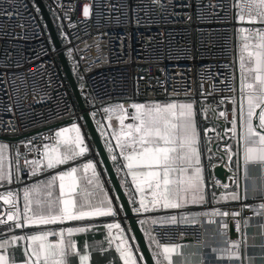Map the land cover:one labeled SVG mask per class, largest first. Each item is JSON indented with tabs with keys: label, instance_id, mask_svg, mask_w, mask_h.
I'll return each mask as SVG.
<instances>
[{
	"label": "built area",
	"instance_id": "1",
	"mask_svg": "<svg viewBox=\"0 0 264 264\" xmlns=\"http://www.w3.org/2000/svg\"><path fill=\"white\" fill-rule=\"evenodd\" d=\"M42 1L57 29L59 49L53 46L40 12L32 7V0H15L14 6H11L12 0H0V75L4 76L0 81V142L19 145L22 154L27 152L28 159L38 158L37 153L26 149L21 141L26 144L31 140L36 147H42L43 143L50 142L45 137L53 136L56 130L71 122H77L86 135L81 111L58 61L59 51L64 53L82 97L85 94L86 110L101 139L106 140L107 135L102 136L101 131L108 125V118L102 112L110 104L126 103L127 106L133 102L194 99L205 100L214 108L221 103V97H233L235 35L241 27H259L236 18L239 9L235 4L245 0ZM85 4L91 5L89 17L83 16ZM5 10L18 15L7 18ZM212 84L214 89H210ZM132 111L128 109L129 117ZM8 121L14 125V131H6ZM129 121L132 123L131 118ZM111 132L112 129H106V134ZM111 142L115 144L114 137ZM104 148L108 153L105 143ZM23 161L21 155V167ZM110 161L117 172L122 158L117 164ZM120 173L125 176L123 171ZM127 181L123 187L133 189L128 177ZM34 182L22 175L21 183L14 180L10 186L5 184L0 187V193L16 192ZM212 183L222 184L218 178ZM7 207L0 201V213ZM212 207L241 211L242 221L257 213L251 207L241 210L240 202L209 203L193 212L209 211ZM206 219L201 217L196 224H157L154 233L161 244L189 240L188 263L210 264L205 256ZM9 226L10 222L0 225V234L19 231L9 232ZM217 229L220 231L219 224ZM250 236L256 237V234ZM228 240L229 236L222 237L224 246Z\"/></svg>",
	"mask_w": 264,
	"mask_h": 264
},
{
	"label": "snow or ice",
	"instance_id": "2",
	"mask_svg": "<svg viewBox=\"0 0 264 264\" xmlns=\"http://www.w3.org/2000/svg\"><path fill=\"white\" fill-rule=\"evenodd\" d=\"M14 5L15 0H12L11 6ZM32 7L39 13L40 9L35 0H32ZM235 7L239 9L236 17L239 21L260 25L238 29L243 41L239 58V106L235 97H221L220 101L226 103L231 99L233 103L231 128L226 131L232 137H237V152L233 153L230 145L225 147L224 152L227 153L229 162L233 156L237 157L239 172L241 158L245 171L250 163H258L264 167V0H245L244 3H236ZM82 11L84 17H89L91 5L85 4ZM5 15L11 18L18 15V12L5 10ZM20 26L23 27V24ZM71 51L69 49V53ZM243 53H247V59ZM3 79L4 76L0 75V81ZM81 80L83 82V77ZM214 88V84L210 85V89ZM5 91L7 92V89ZM201 95L204 96L205 93L201 92ZM195 105L194 99H171L167 102H133L127 106L125 103L103 108L102 116H107L109 121L115 116L120 125L119 130L111 124L103 127L101 135H107L105 147L114 164L122 158V164L117 167L118 173L123 171L125 174L121 183L127 184V177L130 175L131 184L135 186L133 196L138 195V199L129 198L132 204L130 211L135 213L137 219H133L132 224H126L124 227L116 217L123 212V218L127 221L131 218L129 209L124 204L119 205V208L114 206L112 198L104 191L101 174L97 171V163L103 161L94 162L89 159L83 165L58 170L59 166L68 165L89 151L76 123L71 125L74 136L67 135L68 128H59L53 136L44 138L50 142L43 143L42 147H36L31 140L26 144L21 141V145L29 151L34 150L38 158L28 159L27 152L22 154L19 145L0 142V187L5 184L10 186L14 180L17 184L21 183L22 175L35 180L34 183L25 184L22 190V209L18 203L19 189L16 192L9 190L0 193V201L8 206L5 212L0 213V225H9L10 222L9 232L33 226L39 229L30 234L22 231L19 235L11 234L0 239V264H69L70 256L76 257L78 264H91L92 256L87 242L81 249L74 235L86 233L93 227L91 223L85 222L86 218L108 216L113 217V220L103 225L107 232L105 240L108 250L114 249L121 264H173L172 254L180 245L161 244L154 233V226L165 223L196 224L201 217H207L209 224L218 222L222 237L228 236L227 218L231 217L235 232L240 234L241 238L230 239L225 247L213 248L212 251L230 261L240 260L243 247L246 256L248 245L242 228L248 221H242L241 211H222L218 207L203 212L189 210V206L206 203L200 151L201 132L196 120ZM129 108L134 110L130 116L132 123L125 124V120L129 118ZM207 111L208 108L200 109L204 115ZM92 115L95 117V113ZM219 115L226 120L228 118L227 111H221ZM254 120H258V123H254ZM7 123L9 128H6V131H14L15 127L11 125V121ZM97 123L100 124L99 121ZM109 127H113V131L106 134ZM209 131L215 132V129H204L205 134ZM112 137L115 138L114 145L111 142ZM217 138H220V134H217ZM206 139L210 142V138L206 136ZM116 149H119V152ZM21 155L24 156L23 167L20 162ZM80 168L86 178L89 171L91 173L90 178H87L88 185L103 193V198L98 204L77 201L75 194ZM57 180L60 193L58 200L52 197V189ZM236 187V191L224 193L223 198L240 202L241 210L249 208L250 205L244 203L247 199V188L242 195L238 180ZM87 195L85 192L81 201H84ZM115 199L119 200L120 197ZM259 208L264 209V203H260ZM160 209L175 210L179 214H153ZM65 222H76V226H65ZM134 224L140 226L143 238L148 242L149 259H146L145 252L141 251V244L135 243L137 237L128 234L133 232ZM16 248H22V259L16 258ZM115 259L110 260L108 264H115ZM248 259L251 264L252 258Z\"/></svg>",
	"mask_w": 264,
	"mask_h": 264
},
{
	"label": "crops",
	"instance_id": "3",
	"mask_svg": "<svg viewBox=\"0 0 264 264\" xmlns=\"http://www.w3.org/2000/svg\"><path fill=\"white\" fill-rule=\"evenodd\" d=\"M260 27V25H259ZM240 33L237 32L235 35V44H234V51H235V92L234 96L237 101V106L240 103V71H239V58L242 54L241 46L243 41L240 39ZM245 58L247 59V53H243ZM186 101V100H182ZM230 107L228 108L226 105L227 103H220L219 105L211 108L207 101H196V109H197V124L198 128L201 132V144H200V151H201V162L203 164V175H204V184H205V194H206V203L204 205L199 206H189L190 211H194L198 208H201L209 203L214 205H221L226 203H237V201H232L230 199L226 200L223 198L224 193H231L237 190L236 183L237 180L239 181V189L241 194L243 195L244 189L247 188V199L244 203L250 205L251 208L255 209L257 212L255 216L250 217L247 219L248 223L245 227H243L242 232L244 237L247 240V250L245 256V250L241 249L242 252V259L240 260H229L227 257L221 258L219 253H213V248H223L225 247L222 241V237L220 235V231H218V222L217 223H208V219L204 221L205 226L208 228L207 236H206V258L210 262V264H249V259H251V264H264V209L259 208L260 203H264V167L259 165L258 163H250L245 171V168L242 164L241 158V165L240 170L237 172V157L233 156L231 162L227 159V153L224 152V149L227 145H230L232 148L233 153L237 152V137H232L230 133L226 130L231 128V110L233 108L232 100L230 99ZM201 108H208L206 114H209V118L206 115L200 112ZM215 109V112H213ZM221 111H227L228 118L227 120L224 117H221L219 113ZM259 111V110H257ZM129 116V115H128ZM130 117L126 119L129 121ZM204 121V122H201ZM220 122L224 125V128L220 125ZM255 123H258V120H254ZM110 124L117 130L120 128L118 120H111ZM112 127V131H113ZM204 129H215V132L209 131L205 134ZM217 134H220V138H217ZM85 136V135H84ZM83 136V137H84ZM206 136L210 138L206 139ZM85 138V142L87 146L91 148L92 141L89 135H87V139ZM105 143V142H104ZM209 149L213 153H209ZM242 151V149H241ZM220 153L224 154L226 160L224 162V168L230 170L232 175H229L225 182H222L221 185L213 184V180L216 178L213 174V166L222 162V158ZM217 156L215 158V156ZM210 157V158H209ZM89 160V159H88ZM88 160L83 161L86 163ZM83 165L79 161L77 164H68L64 166H59L58 169L63 171L66 170L67 167L71 166H79ZM97 171L101 174V182L102 187L105 192H107L108 196L112 198L113 205L119 208V202L115 199V195L112 193V189L108 183L107 176L102 169L100 164H97ZM77 176L79 177V183L77 192L75 197L77 201L80 202H91L92 204H98L99 201L103 198V193L100 192L98 189H95L93 186L88 185L87 178H90L91 173L87 174V178L83 173V169L80 168ZM120 181L124 179L123 175L119 172ZM129 180L131 181V176H128ZM232 181L230 184L229 181ZM212 183V184H211ZM133 189H126V194L128 199H138L137 196H133V191L135 186L132 184ZM111 189V190H110ZM23 189L19 190V199L18 203L20 208H23ZM87 192L88 195L84 197V201H81L82 195ZM59 180L56 182V187L52 189V197L53 199L58 200L59 198ZM215 197V199H214ZM122 212L119 213L116 219H119L121 226L124 227L127 223L122 220L121 217ZM157 216H169V215H178L175 210H164L160 209L153 213ZM113 217H97V218H86L87 223H91L93 225L86 233H78L74 235V239L77 241L78 246L83 249L85 242H87L89 249L91 251V264H108L110 260L113 258L115 259V264H121L119 261L117 254L113 250H108V246L105 240L107 235L106 229L103 227L104 224L112 222ZM219 218H217V221ZM65 226H76V222H65ZM39 230L36 227H28L23 230L19 229L18 232L8 233V234H0V239L6 238L8 235L16 234L19 235L22 233L30 234L33 231ZM235 231V229H234ZM256 234V237H251L250 234ZM115 234V233H114ZM132 235V233H128ZM241 238L240 234L237 233L235 239ZM51 239V238H50ZM23 243V242H22ZM136 243V242H135ZM148 245V242L146 240ZM180 247L172 254V261L173 264H193L188 263L190 261L189 256L187 255L188 249L191 247V243L189 240H184L179 243ZM104 249V251H101ZM15 256L16 258L22 259V248L15 249ZM69 264H78L77 258L74 256L69 257Z\"/></svg>",
	"mask_w": 264,
	"mask_h": 264
},
{
	"label": "water",
	"instance_id": "4",
	"mask_svg": "<svg viewBox=\"0 0 264 264\" xmlns=\"http://www.w3.org/2000/svg\"><path fill=\"white\" fill-rule=\"evenodd\" d=\"M35 2L39 6L40 15H41V17L44 21V24L46 26V29L50 35L53 46L56 49H59L61 46L60 39L58 36L57 29L54 25V22L50 16L49 12L47 11L42 0H35ZM57 56H58V61H59L60 65L64 71V74H65L66 80L69 84L72 95L75 99L76 105H77L79 111H81V119L83 121L84 128H85L87 135H89L91 138L92 145H93L92 149H94L98 152V154H97L98 161H103V163H100V165L102 166V169L104 170V172L107 176L108 183L110 185V188L112 189V190L111 189L110 190L115 195V197H117V196L120 197V199L117 200L119 202V205L124 204L129 209L128 214L131 218L126 221L123 218L124 213L122 212V214H121L122 220L125 221V223H127V224H132L133 219H137V217L135 216V213H131V211H130V209L132 207L131 203L129 202V199H128L127 194H126V192H125V190L121 184V181L119 180V177H118L113 165L111 164L109 155L104 148V143H103V140L101 139V136L98 132V129L95 126L91 115L86 110V104L84 102V99H83L80 91H79L76 79H75V77L71 71L69 64L66 61L64 53L62 51H59ZM219 123L224 128V125L222 124V122L219 121ZM254 123H255V121H254ZM220 156L222 158V162L213 166L212 170H213V174L216 178L220 179L221 182H225L227 177L229 175H232V172L230 170L224 168L223 164L226 160L225 155L220 153ZM114 189H116V190L114 191ZM228 221H229L228 236L230 239H235L237 236V233L234 231V227H233V223L231 222V218H229ZM133 229L134 230L131 233H132V235H135L137 237L135 242L141 244V251H144L146 259H149L150 258V251L148 250V245L146 243V240L143 238V232L141 231L140 226L138 224H134Z\"/></svg>",
	"mask_w": 264,
	"mask_h": 264
},
{
	"label": "rangeland",
	"instance_id": "5",
	"mask_svg": "<svg viewBox=\"0 0 264 264\" xmlns=\"http://www.w3.org/2000/svg\"><path fill=\"white\" fill-rule=\"evenodd\" d=\"M83 97L85 98V94L83 93ZM116 104H122V103H116ZM116 104H110V106H112V105H116ZM113 117H115V116H113ZM112 117V118H113ZM107 122H108V124H110V121L107 119ZM73 123H76L77 125H78V123L77 122H71L70 123V125H65V126H63L64 128H68L69 129V132L67 133V135H69V136H74L75 135V133L73 132V131H71V125L73 124ZM128 123H131L130 121H126L125 120V124H128ZM79 126V128H80V130H81V135L82 136H84L85 134L83 133V131H82V128L80 127V125H78ZM62 128V127H61ZM110 129H112V127H109ZM117 130H119V129H117ZM86 132V131H85ZM86 135H87V133H86ZM86 135L84 136V137H86ZM86 139H87V137H86ZM84 141H85V138H84ZM105 142V140L103 139V143ZM85 144L87 145V143L85 142ZM92 148V147H91ZM91 148H89L88 147V149H89V151L88 152H86L83 156H81V157H78L77 158V160L76 161H73V162H69V164H77V161H79L81 164H84L83 163V161H86V160H88V159H91V160H93L94 162H97L98 161V156H96L95 155V152H97L96 150H94V149H91ZM98 154V153H97ZM96 159H97V161H96ZM99 162V161H98ZM97 164H100V163H97ZM115 169V168H114ZM59 170V169H58ZM116 171V170H115ZM117 173V172H116ZM119 180H120V178H119ZM122 184V183H121ZM123 186V185H122ZM55 187H56V185H55ZM124 188V190H125V192L127 191L126 190V188L125 187H123Z\"/></svg>",
	"mask_w": 264,
	"mask_h": 264
}]
</instances>
